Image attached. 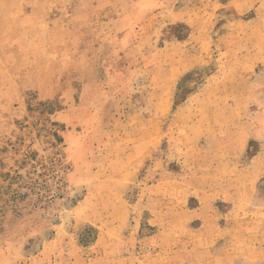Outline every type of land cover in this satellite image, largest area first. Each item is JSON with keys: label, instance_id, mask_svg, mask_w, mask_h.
I'll return each instance as SVG.
<instances>
[{"label": "rangeland", "instance_id": "rangeland-1", "mask_svg": "<svg viewBox=\"0 0 264 264\" xmlns=\"http://www.w3.org/2000/svg\"><path fill=\"white\" fill-rule=\"evenodd\" d=\"M0 264H264V0H0Z\"/></svg>", "mask_w": 264, "mask_h": 264}]
</instances>
